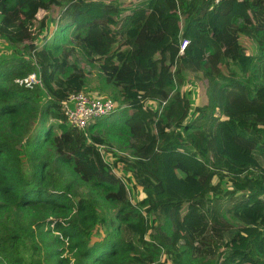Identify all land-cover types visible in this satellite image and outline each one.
Listing matches in <instances>:
<instances>
[{
    "label": "trees",
    "instance_id": "obj_1",
    "mask_svg": "<svg viewBox=\"0 0 264 264\" xmlns=\"http://www.w3.org/2000/svg\"><path fill=\"white\" fill-rule=\"evenodd\" d=\"M158 1L0 0V40L17 50L0 60V264H264V0ZM55 6L54 40L39 44ZM81 57L124 105L86 130L60 117L85 92ZM36 71L45 99L15 82ZM189 77L205 99L185 121ZM221 130L258 165L221 155ZM112 142L130 150L119 160L142 205L104 158ZM180 150L203 161L190 198L169 182ZM99 225L109 234L93 240Z\"/></svg>",
    "mask_w": 264,
    "mask_h": 264
},
{
    "label": "rangeland",
    "instance_id": "obj_2",
    "mask_svg": "<svg viewBox=\"0 0 264 264\" xmlns=\"http://www.w3.org/2000/svg\"><path fill=\"white\" fill-rule=\"evenodd\" d=\"M161 3L157 0L156 7L160 8ZM61 6L53 7L47 14L49 17L47 26L42 30V32H37L38 38L37 42L39 44H43L46 39L49 41L54 40L55 31L57 29L56 25V18L58 17ZM162 13H167L168 10L162 9ZM53 39V40H52ZM155 46L152 44H148L144 53L142 54L143 62H145L146 58L149 55L154 54ZM17 56V50L15 46L10 44L7 41L0 40V60L11 59ZM74 57H72V61L74 62ZM80 66L83 67L87 73L86 77V88L85 92L91 97H109L112 98L118 105L116 111L114 113L119 114L122 112V108L124 105L121 102V97L118 96L119 90L115 88L110 83L106 81L104 76L98 73L94 68L90 66L88 61L81 57ZM38 76V71L35 72ZM37 76V77H38ZM42 88L41 96L43 99L46 98V92L43 89L42 83L39 84ZM42 85V86H41ZM182 93L184 94V106L186 108V113L184 120H192L195 117V107L204 101L205 99V82L201 80H197L196 78L189 77L184 85L181 87ZM126 106V105H125ZM151 110H156L158 108V104L149 101L146 105ZM144 107V113L147 117H150V111L148 108ZM110 115V114H109ZM61 117V115H60ZM39 127V121L36 120L33 123L32 132L35 133L37 128ZM140 135H143V131L140 132ZM217 145H218V152L221 155H225L228 157L232 162L240 165H258V162L251 158L241 156L237 150L235 149L230 134L225 131H219L217 135ZM101 151L103 152L104 158L113 168V170L121 177L124 181L126 186L129 188L131 193L132 202L135 205H142L146 201V195L136 181L132 178L131 169L128 167L124 162L119 160V156H130V150H123L118 142H112L109 145L101 146ZM24 156V154H23ZM175 156L179 158V175L180 178L173 177L169 180L172 187L184 195L185 197H193L194 195L198 194L202 190V186L197 180L196 175L202 170L203 168V161L198 157L195 151L193 150H180L175 152ZM216 181L218 179H215ZM231 185V184H229ZM86 187L79 188V192H83V195L86 193ZM107 215H112L114 212L113 207L106 208ZM103 212L102 209H100ZM109 234V228L105 225H99L95 229L93 233V240H102L107 237Z\"/></svg>",
    "mask_w": 264,
    "mask_h": 264
},
{
    "label": "built area",
    "instance_id": "obj_3",
    "mask_svg": "<svg viewBox=\"0 0 264 264\" xmlns=\"http://www.w3.org/2000/svg\"><path fill=\"white\" fill-rule=\"evenodd\" d=\"M187 40L181 44V52L184 51ZM34 72L25 78L16 79L21 86L33 87L41 84L40 76ZM117 103L109 97H91L86 92L80 91L71 94L63 103L61 118H65L70 124L79 129L86 130L88 125L99 117L109 115L116 111Z\"/></svg>",
    "mask_w": 264,
    "mask_h": 264
}]
</instances>
